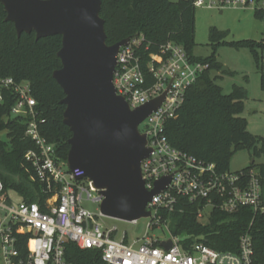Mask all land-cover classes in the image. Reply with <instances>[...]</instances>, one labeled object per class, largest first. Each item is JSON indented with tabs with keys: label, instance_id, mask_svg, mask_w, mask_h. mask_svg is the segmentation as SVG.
<instances>
[{
	"label": "built area",
	"instance_id": "2783aa9c",
	"mask_svg": "<svg viewBox=\"0 0 264 264\" xmlns=\"http://www.w3.org/2000/svg\"><path fill=\"white\" fill-rule=\"evenodd\" d=\"M221 3L241 4L255 13H264V0ZM204 5V0H194V6ZM146 42L140 34L120 47L113 83L131 109L166 92L161 105L139 124V130L145 124L140 132L146 134L147 146L152 150L141 168L148 190L154 189L165 176H171V180L147 204L151 211L147 230L132 243L127 241L126 233L120 239L114 237L118 232L116 226L105 227L83 207L85 195L100 203L102 196L85 177L84 170L70 169L58 157L55 145L42 134L45 120L39 117L30 85L11 77L0 78V101L4 90H13L17 101L12 115L29 117L25 134L36 148L26 152V161L35 169L36 178L46 185L47 192L57 190L46 199L42 209L39 202L9 201L0 178V257L4 264H73L66 256L67 242L82 249L99 250L108 264H264L256 261L249 232L241 235L238 251L217 250L202 240L172 233L165 214L182 211L184 202L195 206V215L202 223L209 221L214 209L231 213L249 207L254 212H264L262 182L256 169L221 172L215 163L199 159L170 142L167 122L178 117L189 88L210 65L193 60L176 41L168 40L157 51H149ZM260 42L264 43V37ZM260 68L264 74V50L260 52ZM152 228L159 233H151ZM19 235L28 236L25 255L18 248ZM168 240L170 248L162 245Z\"/></svg>",
	"mask_w": 264,
	"mask_h": 264
},
{
	"label": "trees",
	"instance_id": "16d2710c",
	"mask_svg": "<svg viewBox=\"0 0 264 264\" xmlns=\"http://www.w3.org/2000/svg\"><path fill=\"white\" fill-rule=\"evenodd\" d=\"M101 17L105 20L107 43L114 44L124 38L143 34L149 51H157L168 40L183 45L195 61L209 63V67L189 88L178 117L167 122L166 134L177 148L208 163H215L221 172L230 171L233 155L242 149L264 158V139L248 130L247 119L242 116L247 98V89L235 85L225 93L217 82L214 71L223 64L215 52L207 57L193 55L195 45L194 0H102ZM264 18V13H256ZM7 12L0 0V78H13L27 82L35 98L42 134L56 147L58 157L67 162L70 149V128L64 123L65 97L62 87L53 77V72L62 66L58 51L62 36L36 38V33L22 32L19 36L15 24L6 21ZM223 33L214 30L212 39L219 43ZM219 41V42H218ZM250 47L260 66V52L264 43L254 40L234 42ZM261 87L264 89V74ZM0 101V178L3 192L11 202H39L45 209V201L57 190L46 191V185L36 178L35 169L26 161L28 150L36 148L34 141L26 136L29 117L12 115L17 94L9 89L3 91ZM5 132L10 142L4 140ZM256 169L259 173L264 201V161L256 160L242 171ZM59 189V186H58ZM15 193L17 201L9 194ZM183 210L165 214L169 218L172 233L202 240L214 249L238 251L239 239L249 232L257 262H264V212H254L242 207L235 212L214 209L207 223L195 215V206L184 202ZM27 235H19L18 248L22 255L27 252ZM66 256L73 264H108L97 249H82L74 242L66 243Z\"/></svg>",
	"mask_w": 264,
	"mask_h": 264
},
{
	"label": "water",
	"instance_id": "95a60500",
	"mask_svg": "<svg viewBox=\"0 0 264 264\" xmlns=\"http://www.w3.org/2000/svg\"><path fill=\"white\" fill-rule=\"evenodd\" d=\"M6 21L36 38L62 36L58 51L62 66L53 77L62 87L66 105L64 123L70 128V169L81 168L102 196L104 216L135 221L150 217L147 204L166 188L165 176L148 190L142 161L152 150L139 124L163 102L166 92L131 109L113 83L117 54L130 38L107 43L102 0H1ZM162 245L171 247V240Z\"/></svg>",
	"mask_w": 264,
	"mask_h": 264
},
{
	"label": "rangeland",
	"instance_id": "374dc122",
	"mask_svg": "<svg viewBox=\"0 0 264 264\" xmlns=\"http://www.w3.org/2000/svg\"><path fill=\"white\" fill-rule=\"evenodd\" d=\"M176 1V0H173ZM204 6H195V45L193 55L196 57H207L214 52L218 61L223 64L220 71H214L217 82L223 87L225 93H230L235 85L247 89L245 108L242 116L247 119L248 130L264 139V89L261 87L262 72L257 63L252 48L237 45L234 42L254 40L260 42L264 37V18L256 15L252 8L244 7L236 3H221V0H204ZM217 30L224 35L219 43H214L212 32ZM145 124L140 125L144 130ZM2 137L8 143L10 138L3 132ZM256 160L262 163L263 157H255L248 149L237 151L229 164L232 172L242 170ZM14 201H17L15 193H9ZM96 194V193H95ZM83 207L93 212L97 222L105 227H117L118 232L114 235L117 239L127 235V241L132 243L141 238L146 232L148 219L141 218L135 224L101 214L100 202L93 201L84 196ZM203 222H208L207 219ZM151 233H159L151 229ZM0 264H4L0 257Z\"/></svg>",
	"mask_w": 264,
	"mask_h": 264
}]
</instances>
